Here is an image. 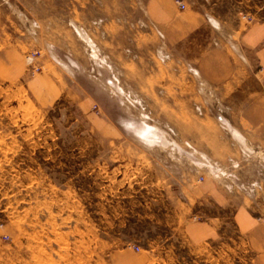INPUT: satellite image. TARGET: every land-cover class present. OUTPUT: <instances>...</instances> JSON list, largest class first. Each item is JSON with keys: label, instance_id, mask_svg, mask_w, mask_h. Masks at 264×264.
<instances>
[{"label": "rangeland", "instance_id": "374dc122", "mask_svg": "<svg viewBox=\"0 0 264 264\" xmlns=\"http://www.w3.org/2000/svg\"><path fill=\"white\" fill-rule=\"evenodd\" d=\"M177 1L220 37L264 22V0ZM145 3L0 0V264H252L235 211L264 224V140Z\"/></svg>", "mask_w": 264, "mask_h": 264}, {"label": "crops", "instance_id": "0c3cea01", "mask_svg": "<svg viewBox=\"0 0 264 264\" xmlns=\"http://www.w3.org/2000/svg\"><path fill=\"white\" fill-rule=\"evenodd\" d=\"M145 5L160 27L164 45L191 63L204 83L225 88L223 109L230 113L223 117L225 121L242 136L263 141L264 22L246 25L235 38L220 37L200 12L180 9L175 0H146ZM11 55L12 61L20 60L15 52ZM252 211L238 208L235 212L240 222H246L244 236L254 253L252 264H264V224Z\"/></svg>", "mask_w": 264, "mask_h": 264}, {"label": "built area", "instance_id": "2783aa9c", "mask_svg": "<svg viewBox=\"0 0 264 264\" xmlns=\"http://www.w3.org/2000/svg\"><path fill=\"white\" fill-rule=\"evenodd\" d=\"M176 3L180 9L184 7L182 1H177ZM199 179H201V177ZM261 220L264 221V213L261 215Z\"/></svg>", "mask_w": 264, "mask_h": 264}, {"label": "bare ground", "instance_id": "6f19581e", "mask_svg": "<svg viewBox=\"0 0 264 264\" xmlns=\"http://www.w3.org/2000/svg\"><path fill=\"white\" fill-rule=\"evenodd\" d=\"M150 134V133H149Z\"/></svg>", "mask_w": 264, "mask_h": 264}]
</instances>
